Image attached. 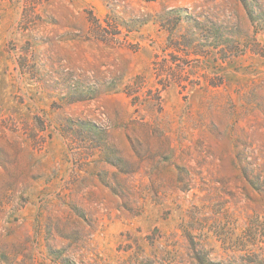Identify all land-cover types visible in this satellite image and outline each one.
Here are the masks:
<instances>
[{
    "label": "rangeland",
    "instance_id": "obj_1",
    "mask_svg": "<svg viewBox=\"0 0 264 264\" xmlns=\"http://www.w3.org/2000/svg\"><path fill=\"white\" fill-rule=\"evenodd\" d=\"M264 264V0H0V264Z\"/></svg>",
    "mask_w": 264,
    "mask_h": 264
},
{
    "label": "trees",
    "instance_id": "obj_2",
    "mask_svg": "<svg viewBox=\"0 0 264 264\" xmlns=\"http://www.w3.org/2000/svg\"><path fill=\"white\" fill-rule=\"evenodd\" d=\"M200 261V260H199ZM201 262V264H204L202 261H200Z\"/></svg>",
    "mask_w": 264,
    "mask_h": 264
}]
</instances>
